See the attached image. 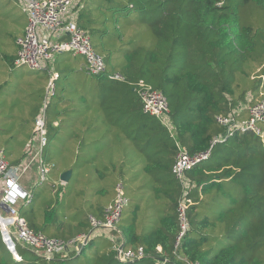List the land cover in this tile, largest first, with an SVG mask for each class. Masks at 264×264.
Here are the masks:
<instances>
[{
    "label": "trees",
    "instance_id": "trees-1",
    "mask_svg": "<svg viewBox=\"0 0 264 264\" xmlns=\"http://www.w3.org/2000/svg\"><path fill=\"white\" fill-rule=\"evenodd\" d=\"M79 1L77 24L105 59L107 73L86 75L79 59L58 54L48 70L59 77L48 94V70L16 67L27 15L17 0H0V150L11 167L22 164L44 114L43 161L51 170L48 181L31 186L32 200L17 205L19 214L35 233L68 242L91 231L90 216L103 219L122 183L128 205L113 236L126 251L143 248L144 258L120 263L116 242L95 237L79 255L53 261L19 247V262L0 229V264H264V140L238 132L214 147L207 164L187 173L193 184L190 231L179 248L177 206L183 189L172 171L177 143L191 155L206 151L225 134L217 116L264 95V0ZM115 74L125 81L109 78ZM140 81L166 96L175 127L174 141L161 122L149 124L147 131L158 136L145 141L144 151L158 147L155 169L134 167V137L91 141L70 136L75 119L143 113L135 90ZM116 82L127 93L126 110L105 102L114 97L109 84ZM89 126L84 123L83 131ZM102 130L120 128L103 117ZM106 141L116 148L125 145L128 169L109 160ZM93 146L104 147L92 153ZM69 171L70 181L63 186L61 176Z\"/></svg>",
    "mask_w": 264,
    "mask_h": 264
},
{
    "label": "built area",
    "instance_id": "built-area-1",
    "mask_svg": "<svg viewBox=\"0 0 264 264\" xmlns=\"http://www.w3.org/2000/svg\"><path fill=\"white\" fill-rule=\"evenodd\" d=\"M24 14L27 15L28 24L25 33L17 41L19 46L16 66H27L33 71H45L58 54H70L81 56L86 61V71L92 76H101L107 73L105 59L95 51L91 37L77 24V10L79 0H17ZM58 74L52 76L48 94L55 90L54 82ZM113 81H125L118 75L109 77ZM137 91L145 114L159 119L171 134L174 123L171 120L170 106L166 96L153 87L140 81ZM247 111L248 116L243 117ZM216 122L225 129L222 137L216 138L211 147L204 152L191 155L186 147L177 143L178 153L173 166V174L181 183L183 194L179 198L177 213L179 220V234L176 240V248H179L190 231L189 206L191 200L189 190L193 188L192 182L186 176L193 168L207 163L214 147L224 142L228 137L240 133H253L264 140V95L255 104L242 106L229 115L216 117ZM35 135L29 146L27 159L19 166L11 167L3 150H0V229L3 241L8 250L19 262L22 257L18 248L53 261L57 256L68 257L79 255L89 242L98 236L99 232H107L106 238L115 241L113 232L121 220L123 211L128 205L125 187L122 183L115 187V198L105 210L102 220L90 216L91 231L77 236L71 241L49 238L41 233H35L30 229L26 218L22 217L17 209L21 202L32 200L31 189L25 186V180H30L37 164L38 181L35 184H43L48 181L51 167L43 161V152L47 145V130L45 115L43 114L35 126ZM61 185H66L61 182ZM7 215H4L3 213ZM117 259L120 263H127L144 258L143 248L137 251L124 250L123 241L116 238ZM199 264V263H190Z\"/></svg>",
    "mask_w": 264,
    "mask_h": 264
},
{
    "label": "crops",
    "instance_id": "crops-1",
    "mask_svg": "<svg viewBox=\"0 0 264 264\" xmlns=\"http://www.w3.org/2000/svg\"><path fill=\"white\" fill-rule=\"evenodd\" d=\"M56 57V56H55ZM65 57L70 58H76L79 59L80 62H82L81 64L83 65L81 70H83V72L86 75H89L86 71V61L83 57L81 56H73L70 54H65ZM17 68H27V70H29V72L33 71L31 70L29 67L27 66H21ZM47 71V70H45ZM35 72V71H33ZM49 74L51 75V78L54 74H58L55 70H48ZM41 73V71H40ZM121 84H117L116 83H112L111 85L109 84V89L114 90L115 93L113 94V98L108 96L107 99L105 100L106 103L111 102L112 106L118 107L120 110H126L127 106L129 105V103L127 102L126 96L127 93L125 91L122 92V90L120 89ZM91 89H94L93 87ZM114 101V103L112 102ZM117 105V106H116ZM143 111V110H142ZM105 117L106 121H108L109 123L112 124V126L118 127L120 128L119 131H109V130H102L100 131V124H101V120L102 118ZM156 119L157 121H159L158 118L154 117V116H150L143 113L140 114H128L126 111V114H118V115H113V116H99V117H87V118H82L80 120H76L75 122L72 123V129H71V137H76V138H85V140H100V139H104V140H110L112 138H121V139H127V138H136L138 140V143L136 144L137 146V152L134 153V157L131 156V161L135 163V168L139 169V170H143V169H155L158 166V147L157 146H147L146 152L144 151V147H145V141H147L149 138L150 140L153 141L154 137L157 139L158 133L153 132V130H151V132L149 133L147 131L149 124H151L152 120ZM160 122V121H159ZM90 124L89 128L87 131H83V124ZM152 124H151V128H152ZM172 136V134H171ZM172 138L175 141V136L173 135ZM107 143L110 146V149L107 150L109 151L108 153V157L109 160H111L113 157L114 159H112V161L115 163V166L119 167V169H128V164H126L127 160H128V152L126 150L125 145L121 142L119 143V146L116 148L114 145L111 144V142H105V147H107ZM104 146H93L91 149V152H100V149H102ZM114 148H116V152L114 151ZM133 154V153H132ZM207 164V163H205ZM204 164V165H205ZM203 165V164H202ZM131 167V166H130ZM33 178V174L31 175ZM187 176V175H186ZM33 181V179H32ZM60 182L61 179H60ZM25 183V182H24ZM25 186H27L28 188H31L30 183L29 184H24ZM95 200V197L92 199ZM98 235H103V236H98L99 238H106L107 232H99ZM106 235V236H105ZM117 241L119 242L120 239H117Z\"/></svg>",
    "mask_w": 264,
    "mask_h": 264
},
{
    "label": "rangeland",
    "instance_id": "rangeland-1",
    "mask_svg": "<svg viewBox=\"0 0 264 264\" xmlns=\"http://www.w3.org/2000/svg\"><path fill=\"white\" fill-rule=\"evenodd\" d=\"M22 71H24V72H29V70H27V68H23V69H21ZM38 173H37V164H36V166H35V171H34V173H33V178H31L30 180H25V184H29L30 183V185L31 186H33L34 185V183H37V181H38ZM32 179H33V181H32ZM126 191V190H125ZM1 198V197H0ZM4 215H7L5 212L3 213ZM104 242V240L103 239H100L99 240V243L100 244H102ZM91 250H94V248L93 249H91ZM92 254V253H91Z\"/></svg>",
    "mask_w": 264,
    "mask_h": 264
},
{
    "label": "water",
    "instance_id": "water-1",
    "mask_svg": "<svg viewBox=\"0 0 264 264\" xmlns=\"http://www.w3.org/2000/svg\"><path fill=\"white\" fill-rule=\"evenodd\" d=\"M71 175H72V172H71V171L62 174V176H61V181H62L63 183H65V184H68L69 181H70ZM1 206H2V205H0V207H1Z\"/></svg>",
    "mask_w": 264,
    "mask_h": 264
}]
</instances>
